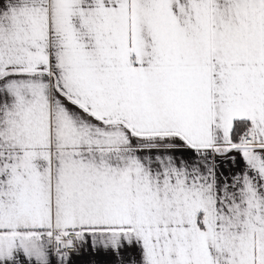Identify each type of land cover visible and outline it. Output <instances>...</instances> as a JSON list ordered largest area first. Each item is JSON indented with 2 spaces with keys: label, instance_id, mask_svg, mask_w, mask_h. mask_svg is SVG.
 <instances>
[{
  "label": "snow or ice",
  "instance_id": "obj_1",
  "mask_svg": "<svg viewBox=\"0 0 264 264\" xmlns=\"http://www.w3.org/2000/svg\"><path fill=\"white\" fill-rule=\"evenodd\" d=\"M0 264H264V0H0Z\"/></svg>",
  "mask_w": 264,
  "mask_h": 264
}]
</instances>
